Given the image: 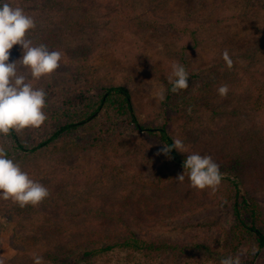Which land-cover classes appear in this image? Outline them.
Instances as JSON below:
<instances>
[{
  "label": "trees",
  "instance_id": "16d2710c",
  "mask_svg": "<svg viewBox=\"0 0 264 264\" xmlns=\"http://www.w3.org/2000/svg\"><path fill=\"white\" fill-rule=\"evenodd\" d=\"M87 1L91 3V0ZM110 1L119 8V12L103 20L97 11L100 8L97 0L92 1V7L86 8L74 0H30L34 11L40 12L31 15L36 28L28 33V38L34 45L43 43L51 51L76 48L75 44H78V49L72 53L77 51L74 55L76 60L85 64L88 58L84 54L90 56L88 51L91 48L86 43L90 45L89 41L106 29L122 33L131 30L159 33L165 29L181 40H188L180 47L175 62L183 65L189 73L188 89L174 94L170 91L169 80L166 81V99L160 105L161 124L146 125L139 119L128 85L103 84L92 93L81 95L79 105L70 102L65 109H49L52 133L37 143H26L23 131L19 134L12 132L7 136L10 146H3L8 158L18 162L22 168L32 161V157L40 156V159L58 142L88 125L99 126L101 136L116 132L125 123L156 140L163 148L164 145H171L174 139H180L171 127L173 116L185 115L191 121L190 127H194L195 123L198 125L200 113L215 119L226 118V124L218 126L216 134L228 142L222 154L232 165L231 172L236 176V181L223 177L219 185L233 190L230 210L234 223L230 234L240 243L250 241V260L246 261L247 264H264V208L255 197L264 192V63L258 49L231 58L234 62L231 70L224 60L212 67H198L188 56L194 54V48L203 44L204 40L196 29L181 21L175 5L184 0H155L149 13L144 10L148 0ZM79 63H75L77 68ZM169 72L170 76L172 66ZM221 84L229 87L226 98L218 95ZM239 99L256 121L252 126L241 124L237 110L232 108L234 100L239 103ZM170 156L175 166L184 172L183 162L187 154L173 149ZM114 177L111 170H104L91 188L74 192L67 190L55 198L59 201L46 198L36 207L20 208L7 201L0 211L17 226L11 238V246L17 254L9 260L0 257V264H33L34 256L43 257L44 264H83L120 252L128 254L124 264H137L138 256L153 258V262L162 255L177 259L184 257L186 264H191L189 248L213 251L210 245L203 243L191 247L188 242L178 244L156 238V235L151 239L142 238L133 228V224L177 220L206 208L214 201V193L210 189L198 191L191 188L186 174L183 183H178L177 176H172V181L162 186L142 187L141 194L125 198L113 192L115 187H108L109 180H114ZM52 209L64 210L66 214L80 213V220L64 228L48 216ZM131 210L141 216L127 215ZM125 216L131 220L126 221ZM3 228L0 221V235ZM1 245L0 240V248ZM253 246L258 248L255 254L252 253Z\"/></svg>",
  "mask_w": 264,
  "mask_h": 264
},
{
  "label": "rangeland",
  "instance_id": "374dc122",
  "mask_svg": "<svg viewBox=\"0 0 264 264\" xmlns=\"http://www.w3.org/2000/svg\"><path fill=\"white\" fill-rule=\"evenodd\" d=\"M74 1L83 8L92 7L94 2ZM150 1L145 4V13H149L151 6L156 3L155 0ZM8 3L22 7L29 15L40 12L34 11L30 0H9ZM97 3L100 5L97 11L103 20L119 12V8L110 0H97ZM175 8L183 19L181 21L196 29L204 40L203 44L194 48V54L188 56L198 67H212L222 61L225 50L234 58L248 50L258 49L264 63V0H184L177 3ZM110 30L106 29L91 39L90 45L86 43L91 48L88 51L90 56L84 54L88 58L85 64L76 60L74 55L77 51L72 53L78 49V44L74 43L76 48L52 50L61 53L60 67L50 77L33 81L34 87H42L47 93L44 111L48 119L38 129L28 128L23 131L26 143H37L52 133L49 109H65L70 102L79 105L81 95L90 94L103 84L128 85L139 119L146 125L161 124V102L157 95L161 91L165 93L169 69L176 62L180 47L184 42L188 43V40H181L165 29L159 33H143L139 30L122 33ZM21 55V46L14 45L10 50L9 62L19 60ZM76 62L80 64L78 68ZM238 101L234 100L232 108L237 110L239 122L244 126H252L256 123L255 119L249 114L248 107L240 99ZM225 119H215L200 113L198 125L195 123L194 127H190L191 121L185 115H176L170 120L175 136L185 144L184 154L211 156L214 162L223 167V177L236 181V176L231 172L232 165L222 154L228 142L216 134L218 126L226 124ZM121 127L116 132L101 136L99 126L83 127L75 135L58 142L40 159V156L32 157V161L25 163L22 170L34 181L47 187L50 193L48 198L55 201H59L55 198L67 190L74 192L91 188L95 180L108 169L115 175L114 180H109L108 187H115L113 192L125 198L135 193L141 194L142 187L162 186L172 176L183 174L172 159L163 154L157 155L162 147L156 140H151L146 134L139 133L125 123ZM10 144L7 137L0 136V146ZM239 185L245 189L242 184ZM230 189L219 187L213 194L214 203H209L206 208L194 214L177 220L133 224V228L140 237L146 239L156 235V238L178 244L188 242L191 247L199 243L211 246V252L189 248L191 264H219L221 258L237 254L242 264H247L246 261L250 260V241L243 240L240 243L239 239L230 234L234 223L230 210L233 190ZM255 197L264 208V192ZM6 202L0 200V207ZM66 213L64 210L52 209L48 216L64 228L79 222L80 213ZM127 215L141 216L133 214V210L128 211ZM125 219L131 220L129 216H125ZM0 221L4 227L0 235V257L9 260L17 254L11 246V238L17 226L1 211ZM127 258L128 254L120 252L83 264H124ZM152 259L138 256L137 264H153L156 261V264H186L184 257L177 259L162 255L156 257V261L152 262Z\"/></svg>",
  "mask_w": 264,
  "mask_h": 264
},
{
  "label": "clouds",
  "instance_id": "9594fccd",
  "mask_svg": "<svg viewBox=\"0 0 264 264\" xmlns=\"http://www.w3.org/2000/svg\"><path fill=\"white\" fill-rule=\"evenodd\" d=\"M36 28L33 17L22 7L13 6L7 0H0V136L7 137L12 132L21 133L28 128H40L48 116L46 108L47 93L44 88L34 87L33 81L50 77L60 67L61 53L51 51L41 43L34 45L28 33ZM20 45L22 55L19 60L10 61V50ZM222 58L229 70L233 60L227 50ZM170 91L179 94L189 87V73L181 64L172 65V74L168 78ZM218 95L226 98L229 87L221 84ZM157 99L163 102L165 93L161 91ZM191 112V109H188ZM175 149L183 154L186 151L181 139H174L171 145H164L161 152L171 159L170 153ZM184 172L178 174L176 181L183 183L187 174L190 186L198 191L210 189L213 193L223 179L220 166L211 156L192 153L183 162ZM50 195L48 189L34 181L22 170L20 164L8 158L4 147L0 146V200L11 201L20 208L39 206ZM258 248L253 246L252 253ZM33 264H44L43 257L34 256ZM219 264H242L239 254L221 258Z\"/></svg>",
  "mask_w": 264,
  "mask_h": 264
}]
</instances>
